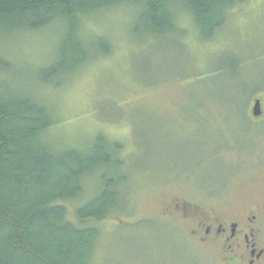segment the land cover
I'll return each instance as SVG.
<instances>
[{
    "label": "rangeland",
    "instance_id": "obj_1",
    "mask_svg": "<svg viewBox=\"0 0 264 264\" xmlns=\"http://www.w3.org/2000/svg\"><path fill=\"white\" fill-rule=\"evenodd\" d=\"M136 14L121 6L82 18L78 36L104 38L109 56L90 57L56 80L59 88L33 92L58 121L47 134L59 148L84 147L97 135L122 147L124 166L110 174L125 177V214L97 224L90 264H225L217 245L192 238L168 209L195 204L231 217L264 203V122L249 119L256 99L264 107V0L236 7L207 42L184 14L179 32L145 38L135 32ZM54 31L15 38L8 59L17 68L47 65L58 47ZM98 178L83 180L70 208L94 196Z\"/></svg>",
    "mask_w": 264,
    "mask_h": 264
},
{
    "label": "trees",
    "instance_id": "obj_2",
    "mask_svg": "<svg viewBox=\"0 0 264 264\" xmlns=\"http://www.w3.org/2000/svg\"><path fill=\"white\" fill-rule=\"evenodd\" d=\"M249 1L0 0V264H90L97 224L120 213L125 177L110 171L123 168L117 158L122 147L97 135L84 147L59 148L47 134L58 121L33 93L59 88L92 57L109 56L104 38L90 44L78 36L80 20L129 7L137 12L136 34L155 39L179 32L184 14L207 42L225 29L232 10ZM53 26L58 47L51 62L31 70L9 60L5 46L11 41ZM256 92L245 96L247 104ZM97 176L94 196L70 208L83 195V180Z\"/></svg>",
    "mask_w": 264,
    "mask_h": 264
},
{
    "label": "flooded vegetation",
    "instance_id": "obj_3",
    "mask_svg": "<svg viewBox=\"0 0 264 264\" xmlns=\"http://www.w3.org/2000/svg\"><path fill=\"white\" fill-rule=\"evenodd\" d=\"M261 108L262 115L249 117L251 122H264L263 102ZM262 128L264 131V126ZM184 207L172 203L168 214L188 226L192 238L202 244L217 245L225 264H264V203L254 206L247 214L231 217L195 204Z\"/></svg>",
    "mask_w": 264,
    "mask_h": 264
},
{
    "label": "water",
    "instance_id": "obj_4",
    "mask_svg": "<svg viewBox=\"0 0 264 264\" xmlns=\"http://www.w3.org/2000/svg\"><path fill=\"white\" fill-rule=\"evenodd\" d=\"M262 115L261 101L256 99L253 103L251 116L253 118H258Z\"/></svg>",
    "mask_w": 264,
    "mask_h": 264
}]
</instances>
